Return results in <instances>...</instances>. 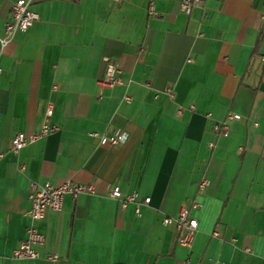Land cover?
<instances>
[{
  "label": "crops",
  "instance_id": "1",
  "mask_svg": "<svg viewBox=\"0 0 264 264\" xmlns=\"http://www.w3.org/2000/svg\"><path fill=\"white\" fill-rule=\"evenodd\" d=\"M16 1L0 0V39ZM24 1L38 21L0 45V264H264V0H206L190 15L182 0ZM106 61L121 85L101 83ZM227 114L240 120L218 137ZM45 123L59 130L10 152ZM67 182L95 192L36 224L39 259L12 260L30 183ZM114 187L136 203L123 208ZM192 200L185 248L162 220Z\"/></svg>",
  "mask_w": 264,
  "mask_h": 264
},
{
  "label": "built area",
  "instance_id": "2",
  "mask_svg": "<svg viewBox=\"0 0 264 264\" xmlns=\"http://www.w3.org/2000/svg\"><path fill=\"white\" fill-rule=\"evenodd\" d=\"M205 2L206 0H182L180 4V12L185 15H190L194 8L202 7ZM152 7L153 4L150 2L149 14H152ZM37 21V14H35L30 9V1H16L12 5L8 20L4 25V37L0 39V45L3 47L9 43L18 32L28 31ZM260 60L264 64V54L261 56ZM1 74L2 70L0 69V75ZM101 83L109 87L121 85L120 71L113 63H110L109 61L105 62V73ZM123 101L128 103L130 99L128 97H123ZM51 115L52 109L51 106L48 105L46 117L49 118ZM238 120H240L238 115L227 114L224 121L222 123L215 124L212 130L218 137H226L228 134V123ZM58 130L59 128L56 126H50L45 123L39 132L30 136L17 133L11 140L10 152L14 155H17L26 145L32 144L41 138L54 134ZM126 139V135L121 133L119 135L107 137L106 141L111 147H119L125 144ZM2 156L3 155L0 154V159ZM20 170H22L21 166ZM209 186L210 180L207 177H202L197 185V196H202ZM94 192V187L90 184H75L67 182L59 186H53L49 183H30L27 194V199L29 202V223L26 228V238L20 242L12 252V260L24 261L39 259L40 255L37 251V248L44 245L45 238L37 230L36 224L43 221L46 218L48 212H61L63 199L65 196H70L71 198L75 199L79 195H91L94 194ZM109 197L113 200L120 201L122 203V207L124 208L128 204L136 203L137 194L132 193L123 197L119 191V188L114 187L110 191ZM143 203L148 205L149 198H145ZM200 208V204L197 201L192 200L190 203L183 205L180 208L176 217L163 218V226L167 227L174 225L177 233V244L179 246L185 248L191 247L198 228V223L193 217V213L198 211ZM135 213L138 214V209H135ZM214 236L217 235L214 234ZM45 259L51 263H54L57 261L58 257L56 255H48L45 257Z\"/></svg>",
  "mask_w": 264,
  "mask_h": 264
}]
</instances>
